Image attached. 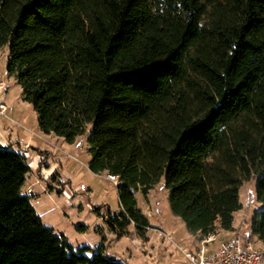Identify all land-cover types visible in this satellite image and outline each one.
Returning a JSON list of instances; mask_svg holds the SVG:
<instances>
[{
	"label": "trees",
	"instance_id": "trees-1",
	"mask_svg": "<svg viewBox=\"0 0 264 264\" xmlns=\"http://www.w3.org/2000/svg\"><path fill=\"white\" fill-rule=\"evenodd\" d=\"M4 47L38 131L84 137L89 171L117 177L119 209L95 208L110 232L145 237L136 194L161 179L189 233L232 231L253 178L264 242V0H0ZM30 169L0 143V264H126L44 224Z\"/></svg>",
	"mask_w": 264,
	"mask_h": 264
},
{
	"label": "rangeland",
	"instance_id": "rangeland-1",
	"mask_svg": "<svg viewBox=\"0 0 264 264\" xmlns=\"http://www.w3.org/2000/svg\"><path fill=\"white\" fill-rule=\"evenodd\" d=\"M6 57L7 47H4L0 49V80L4 83L0 101L7 105L6 116L12 119L1 118L20 132H32V138L21 142L23 144L9 139L7 142L26 153L31 169L21 190L30 194V203L42 222L51 226L56 234L63 233L75 247L89 245L94 249L103 243L110 255L126 264H191L175 243L185 251L191 250L192 246L195 250L200 239L188 233L181 219L170 211L162 179L146 196L136 194L138 205L150 222L145 237H139L131 226L128 235L117 236L110 232L95 208L101 206L98 212L104 215L107 208L110 212L119 209L116 183L107 174L97 175L89 171L84 137L68 148L57 144L62 139L38 131L31 104L21 100L20 87L13 77L6 75ZM59 152L61 154L57 155ZM255 183L253 178L245 180L239 190L242 207L235 213L233 225L234 230L241 229L243 235L251 236L249 219L255 210L263 208L254 196ZM27 187L32 191H27ZM77 224L85 225V231L77 230ZM98 228L103 235L95 231ZM234 230L218 229L217 239L209 247L214 249ZM251 238L264 253V242ZM259 264H264V255Z\"/></svg>",
	"mask_w": 264,
	"mask_h": 264
},
{
	"label": "built area",
	"instance_id": "built-area-1",
	"mask_svg": "<svg viewBox=\"0 0 264 264\" xmlns=\"http://www.w3.org/2000/svg\"><path fill=\"white\" fill-rule=\"evenodd\" d=\"M3 88L4 83L0 80V95L4 92ZM6 112L7 105L0 101V116L8 118ZM14 123L18 124L16 121ZM108 177L116 183L115 175ZM27 191L32 189L27 187ZM216 239L217 233L209 232L199 240L198 247L192 251L181 249L177 243L175 245L191 264H259L263 258L264 253L256 246V241L249 234L243 235L241 229L234 230L229 237L224 238L214 249H211L209 246L215 243Z\"/></svg>",
	"mask_w": 264,
	"mask_h": 264
},
{
	"label": "crops",
	"instance_id": "crops-1",
	"mask_svg": "<svg viewBox=\"0 0 264 264\" xmlns=\"http://www.w3.org/2000/svg\"><path fill=\"white\" fill-rule=\"evenodd\" d=\"M1 117L2 116H0V143L1 144H9V142H7L8 139L10 141L13 140L12 142H15V143H18V142L21 143L25 140H29L32 138V136H31L32 132H28L27 130L20 132V130L17 129V127L12 125L11 123L8 124V123L4 122ZM21 144H23V143H21ZM57 144H59V145L62 144L63 146H66L68 148L71 147L70 144L69 145L65 144L62 141H57ZM59 154H61V153L60 152L57 153V155H59ZM187 232L189 233L188 230H187ZM191 250H194L193 246H192Z\"/></svg>",
	"mask_w": 264,
	"mask_h": 264
}]
</instances>
